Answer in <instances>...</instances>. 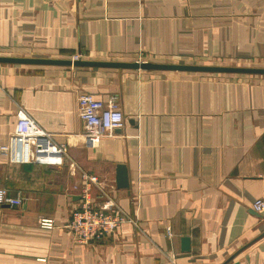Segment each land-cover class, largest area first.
Here are the masks:
<instances>
[{
    "label": "crops",
    "instance_id": "1",
    "mask_svg": "<svg viewBox=\"0 0 264 264\" xmlns=\"http://www.w3.org/2000/svg\"><path fill=\"white\" fill-rule=\"evenodd\" d=\"M0 56L263 64L264 0H0ZM80 93L116 103L123 126L87 141ZM20 111L67 157L0 154V187L23 199L0 206V264H264V212L252 208L264 200V79L0 64V146ZM79 171L105 179L132 221L88 245L66 228Z\"/></svg>",
    "mask_w": 264,
    "mask_h": 264
},
{
    "label": "built area",
    "instance_id": "2",
    "mask_svg": "<svg viewBox=\"0 0 264 264\" xmlns=\"http://www.w3.org/2000/svg\"><path fill=\"white\" fill-rule=\"evenodd\" d=\"M71 59L77 60L80 56H73ZM77 101L78 115L84 124V137L90 143H95L109 132L123 126L124 117L116 103H104L88 93H80ZM0 154L15 164L61 161L67 157L66 147L56 144L50 135L22 111L17 114L15 131L9 137L8 143L0 146ZM70 168L73 173L78 171L74 164H70ZM79 173L80 183L73 187L79 197L78 206L71 211L66 228L76 241L88 245L113 235L119 226L132 221L119 204L103 191L109 185L105 179L83 171ZM93 187L101 190L104 198L102 202L97 203L93 199ZM22 202L20 196H11L5 188L0 187V206L18 207ZM252 208L257 213L264 212V200H254ZM39 226L51 229L53 222L51 219H41ZM166 233L170 235L169 228H166ZM164 264H177L175 256H168Z\"/></svg>",
    "mask_w": 264,
    "mask_h": 264
},
{
    "label": "water",
    "instance_id": "3",
    "mask_svg": "<svg viewBox=\"0 0 264 264\" xmlns=\"http://www.w3.org/2000/svg\"><path fill=\"white\" fill-rule=\"evenodd\" d=\"M0 64L162 71V72H191V73H211V74H239V75L250 74V75L264 76V68L154 63L149 61L125 62V61L83 60L81 58L77 60H72V59L0 56ZM114 185L115 188L118 190L129 189V179L127 174V169L124 165H116ZM263 235L264 233L261 236ZM180 243H181L182 252L189 251L188 238H181Z\"/></svg>",
    "mask_w": 264,
    "mask_h": 264
},
{
    "label": "rangeland",
    "instance_id": "4",
    "mask_svg": "<svg viewBox=\"0 0 264 264\" xmlns=\"http://www.w3.org/2000/svg\"><path fill=\"white\" fill-rule=\"evenodd\" d=\"M71 59V58H70ZM213 66H230V67H249V68H264V63H238V64H227V65H213ZM207 75L210 76H221V77H226V78H247V79H252V78H257V79H264L263 75H239V74H211V73H206Z\"/></svg>",
    "mask_w": 264,
    "mask_h": 264
}]
</instances>
